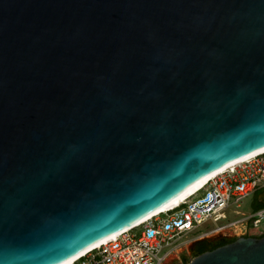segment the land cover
<instances>
[{
	"label": "water",
	"instance_id": "obj_1",
	"mask_svg": "<svg viewBox=\"0 0 264 264\" xmlns=\"http://www.w3.org/2000/svg\"><path fill=\"white\" fill-rule=\"evenodd\" d=\"M263 149L264 0H0V264H66ZM177 264H264V235Z\"/></svg>",
	"mask_w": 264,
	"mask_h": 264
},
{
	"label": "built area",
	"instance_id": "obj_2",
	"mask_svg": "<svg viewBox=\"0 0 264 264\" xmlns=\"http://www.w3.org/2000/svg\"><path fill=\"white\" fill-rule=\"evenodd\" d=\"M264 192V153L211 178L183 202L135 225L71 264H177L189 262L195 245L264 235V202L249 213L234 210ZM230 213L241 215L230 220ZM207 224L215 227L193 237ZM212 237V238H211ZM209 238L213 240H209Z\"/></svg>",
	"mask_w": 264,
	"mask_h": 264
},
{
	"label": "bare ground",
	"instance_id": "obj_3",
	"mask_svg": "<svg viewBox=\"0 0 264 264\" xmlns=\"http://www.w3.org/2000/svg\"><path fill=\"white\" fill-rule=\"evenodd\" d=\"M260 153H264V149L263 150H260L256 153H254L253 155L249 156V157H246L238 162H235L227 167H224L220 170H218L217 172L205 177L204 179L200 180L198 183H196L194 186H192L189 190H187L185 193H183L179 198L175 199L172 203H170L169 205L167 206H164L163 208H161L160 210H158L157 212H155L154 214H152L151 216H149L148 218L144 219L143 221H141L140 223H143L145 222L147 219L151 218L152 216H155L161 212H164V211H167L168 209H171L172 207L178 205L179 203L183 202L185 199H187L190 195H192L195 191H197L198 189H200L201 187H203L211 178L215 177L216 175L220 174V173H223L225 172L227 169L231 168V167H234L238 164H240L241 162H244V161H247L248 159L254 157L255 155L257 154H260ZM140 223H138L137 225H139ZM128 229H126L125 231H127ZM124 232V231H123ZM122 233V232H121ZM121 233L119 234H116L106 240H104L103 242L97 244L96 246H94L93 248L89 249L88 251L80 254L79 256L75 257L74 259L70 260L69 262H67L66 264H71L73 263L74 261H76L80 256L86 254L87 252H89L90 250L94 249V248H97L99 247L100 245L108 242L109 240L111 239H114L116 238L117 236H119Z\"/></svg>",
	"mask_w": 264,
	"mask_h": 264
},
{
	"label": "rangeland",
	"instance_id": "obj_4",
	"mask_svg": "<svg viewBox=\"0 0 264 264\" xmlns=\"http://www.w3.org/2000/svg\"><path fill=\"white\" fill-rule=\"evenodd\" d=\"M258 195V194H257ZM257 195H251L247 198H245L244 200H242V202H240V207H234L233 209L236 211H239L240 214L241 213H249L252 210H254L257 207ZM241 217V215H237L235 213H230V220L234 221L237 220ZM215 226L213 224H207L205 226L200 227L199 229L195 230L193 233L189 234L188 237H193L203 231H208L213 229ZM212 238V237H211ZM209 238V240H213Z\"/></svg>",
	"mask_w": 264,
	"mask_h": 264
},
{
	"label": "flooded vegetation",
	"instance_id": "obj_5",
	"mask_svg": "<svg viewBox=\"0 0 264 264\" xmlns=\"http://www.w3.org/2000/svg\"><path fill=\"white\" fill-rule=\"evenodd\" d=\"M260 195H261V193H260L259 195L256 196V197H257V202L260 201ZM219 242H222V241H219ZM219 242H216V241H215V242L199 243V244L195 245V247H194V249H193V255L199 253V249H200L201 247H206L207 250H209V249H212L213 247H215V245H216L217 243H219Z\"/></svg>",
	"mask_w": 264,
	"mask_h": 264
},
{
	"label": "trees",
	"instance_id": "obj_6",
	"mask_svg": "<svg viewBox=\"0 0 264 264\" xmlns=\"http://www.w3.org/2000/svg\"><path fill=\"white\" fill-rule=\"evenodd\" d=\"M261 205H262V203H261L260 201L257 202V207H259V206H261ZM232 241H234V240H229V241H222V242H219V243H217V244L215 245V247H213L212 249H214V248H216V247H218V246L224 245V244H226V243L232 242ZM205 251H207V248H206V247H201V248L199 249V253H203V252H205Z\"/></svg>",
	"mask_w": 264,
	"mask_h": 264
}]
</instances>
